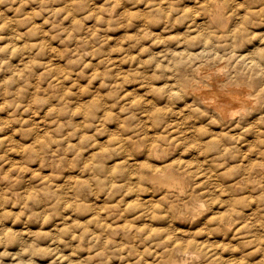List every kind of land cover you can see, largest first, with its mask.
Here are the masks:
<instances>
[{
	"label": "rangeland",
	"instance_id": "374dc122",
	"mask_svg": "<svg viewBox=\"0 0 264 264\" xmlns=\"http://www.w3.org/2000/svg\"><path fill=\"white\" fill-rule=\"evenodd\" d=\"M0 264H264V0H0Z\"/></svg>",
	"mask_w": 264,
	"mask_h": 264
},
{
	"label": "bare ground",
	"instance_id": "6f19581e",
	"mask_svg": "<svg viewBox=\"0 0 264 264\" xmlns=\"http://www.w3.org/2000/svg\"><path fill=\"white\" fill-rule=\"evenodd\" d=\"M201 18H202V17H201ZM190 22H191V21H190ZM192 30H193V29H192ZM197 30H198V29H197ZM250 61H251V60H250ZM219 85H220V84H219ZM206 87H207V86H206ZM201 90H202V89H201ZM246 92H247V91H246ZM181 94H182V93H181ZM219 96H220V95H219ZM226 99H227V98H226ZM238 99H239V98H238ZM244 99H246V98H244ZM224 100H225V99H224ZM228 100H229V99H228ZM237 101H239V100H237ZM219 102H220V101H219ZM219 102H218V103H219ZM223 102H224V101H223ZM221 103H222V102H221ZM221 103H220V104H221ZM220 104H219V105H220ZM222 104H224V103H222ZM224 105H225V104H224ZM227 105H228V104H227ZM217 107H218V108L220 107V108H219V109H220L219 111H221V108H222V107H221V106H217ZM227 107H229V106H227ZM231 107H232V106H231ZM218 108H215V109H218ZM224 108H225V110H223V111L225 112V111H226V105H225V107H223L222 109H224ZM229 108H230V107H229ZM228 113H229V112H228ZM259 168H260V167H259ZM161 172H162V171H161ZM157 173H158V172H157ZM163 179H164V178H163Z\"/></svg>",
	"mask_w": 264,
	"mask_h": 264
}]
</instances>
